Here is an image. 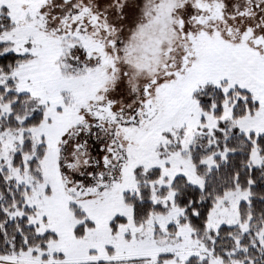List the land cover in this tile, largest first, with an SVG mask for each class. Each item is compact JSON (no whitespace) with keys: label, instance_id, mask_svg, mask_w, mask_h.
<instances>
[{"label":"snow or ice","instance_id":"obj_1","mask_svg":"<svg viewBox=\"0 0 264 264\" xmlns=\"http://www.w3.org/2000/svg\"><path fill=\"white\" fill-rule=\"evenodd\" d=\"M0 264H264V0H0Z\"/></svg>","mask_w":264,"mask_h":264}]
</instances>
